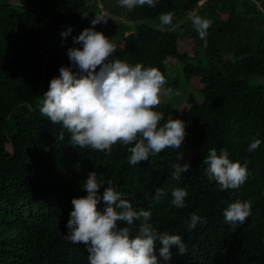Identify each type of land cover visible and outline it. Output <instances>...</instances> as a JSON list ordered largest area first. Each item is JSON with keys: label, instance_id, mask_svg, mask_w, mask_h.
I'll use <instances>...</instances> for the list:
<instances>
[{"label": "trees", "instance_id": "obj_1", "mask_svg": "<svg viewBox=\"0 0 264 264\" xmlns=\"http://www.w3.org/2000/svg\"><path fill=\"white\" fill-rule=\"evenodd\" d=\"M249 9L0 0V264H264Z\"/></svg>", "mask_w": 264, "mask_h": 264}, {"label": "rangeland", "instance_id": "obj_2", "mask_svg": "<svg viewBox=\"0 0 264 264\" xmlns=\"http://www.w3.org/2000/svg\"><path fill=\"white\" fill-rule=\"evenodd\" d=\"M236 2L241 4V5L245 3V7H246V4L251 5V9H249V15L247 16V18L249 19V22H252V26H254L257 29L258 33L259 32L264 33V14L261 13L262 12L261 6H263L264 0H236ZM201 3L202 2H200L199 4H201ZM253 6L259 12H252L254 9ZM108 50L113 51L114 47L112 45H109ZM169 66H170V68H169L170 73L179 82V89L177 90L175 95L168 96L169 97L168 99L166 97H164V99H166V100L171 99V102L176 103L179 100L182 101V100L186 99L189 94L194 93V90L188 84H186L185 80L181 76V73L179 71H176L177 65H175V63L173 61L169 62ZM250 79H251V84L261 86L264 88V77L253 76V77H250ZM193 84H195V86H197V81L193 80ZM179 109L184 111L186 109V106L183 105ZM187 162H188V157L183 156L181 158V164L185 165V164H187Z\"/></svg>", "mask_w": 264, "mask_h": 264}]
</instances>
